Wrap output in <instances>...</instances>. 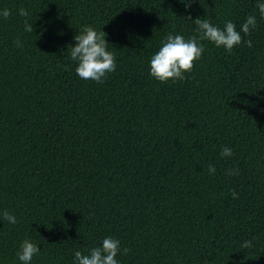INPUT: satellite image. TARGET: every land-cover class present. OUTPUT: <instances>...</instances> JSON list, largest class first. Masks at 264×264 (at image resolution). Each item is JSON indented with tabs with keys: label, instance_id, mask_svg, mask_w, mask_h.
<instances>
[{
	"label": "trees",
	"instance_id": "trees-1",
	"mask_svg": "<svg viewBox=\"0 0 264 264\" xmlns=\"http://www.w3.org/2000/svg\"><path fill=\"white\" fill-rule=\"evenodd\" d=\"M5 8L0 211L17 223L0 221V264H19L26 238L41 249L31 264H73L105 236L119 239L120 264H264L256 0H0ZM248 15L257 24L240 45L225 51L203 41L185 79L149 75L166 35H195L198 17L239 30ZM26 20L33 31H24ZM84 25L103 32L115 57L103 86L80 79L68 57ZM222 146L232 155L221 157ZM246 240L253 246L242 248Z\"/></svg>",
	"mask_w": 264,
	"mask_h": 264
},
{
	"label": "clouds",
	"instance_id": "clouds-1",
	"mask_svg": "<svg viewBox=\"0 0 264 264\" xmlns=\"http://www.w3.org/2000/svg\"><path fill=\"white\" fill-rule=\"evenodd\" d=\"M256 8L260 18H264V0H256ZM18 14L22 17L29 15L28 11L20 8ZM10 11L0 9V18H7ZM195 35L185 38L181 34H168L161 41L159 49L149 60V75L155 80L164 83L185 79V73L190 72L194 63L199 61L205 52L203 41L210 42L225 51H231L242 42L241 33L248 34L257 24V15H248L242 22L239 30L236 25L228 20L223 27L211 23L208 19H194ZM24 31H33L32 23L27 20L24 24ZM74 43L67 45L68 57L75 62L76 75L85 81H89L96 86H103L108 78L117 71L114 55L108 51L109 42L106 41L103 32L98 31L90 25H84L73 37ZM249 47L252 46L250 40L243 41ZM20 46V41H16ZM232 155V149L222 146L221 157ZM207 171L215 175L216 168L209 164ZM229 175H234L238 170H227ZM233 192V197H236ZM0 221H7L11 225L17 223L14 214L7 210L0 211ZM39 244L26 238L16 251V258L19 264H31L33 257L41 253ZM252 241L246 240L242 243V248L252 247ZM124 252L127 249L123 250ZM118 254H122L119 239L113 236H105L101 242L90 248L86 254L77 252L73 258V264H120L117 259Z\"/></svg>",
	"mask_w": 264,
	"mask_h": 264
}]
</instances>
